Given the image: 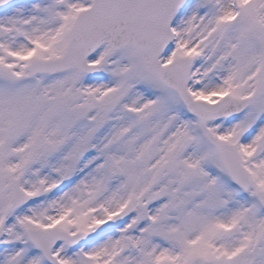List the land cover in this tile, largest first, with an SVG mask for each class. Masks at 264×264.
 I'll return each instance as SVG.
<instances>
[{"label": "snow or ice", "instance_id": "snow-or-ice-1", "mask_svg": "<svg viewBox=\"0 0 264 264\" xmlns=\"http://www.w3.org/2000/svg\"><path fill=\"white\" fill-rule=\"evenodd\" d=\"M0 264H264V0H0Z\"/></svg>", "mask_w": 264, "mask_h": 264}]
</instances>
